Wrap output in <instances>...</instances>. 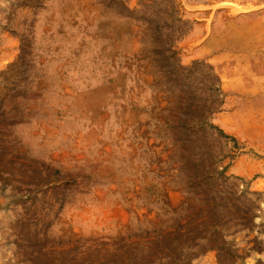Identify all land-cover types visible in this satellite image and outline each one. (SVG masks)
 I'll return each instance as SVG.
<instances>
[{
	"label": "rangeland",
	"instance_id": "rangeland-1",
	"mask_svg": "<svg viewBox=\"0 0 264 264\" xmlns=\"http://www.w3.org/2000/svg\"><path fill=\"white\" fill-rule=\"evenodd\" d=\"M0 264H264V0H0Z\"/></svg>",
	"mask_w": 264,
	"mask_h": 264
}]
</instances>
